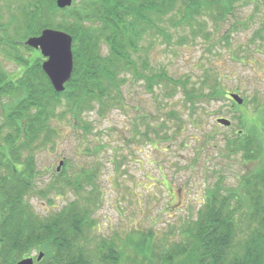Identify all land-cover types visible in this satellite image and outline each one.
I'll return each mask as SVG.
<instances>
[{
  "label": "trees",
  "instance_id": "obj_1",
  "mask_svg": "<svg viewBox=\"0 0 264 264\" xmlns=\"http://www.w3.org/2000/svg\"><path fill=\"white\" fill-rule=\"evenodd\" d=\"M79 1L60 9L56 0H24L20 15L0 23L6 31L0 39H6L7 44L4 46L0 40L1 52L13 59L18 69L12 74L0 63V264H14L34 249L45 251L35 264H119L128 257L134 264H264L261 131H242L228 139L225 150L229 155L240 153L243 160L257 161L259 168L243 174L235 187L219 174L196 219L182 225L177 240H156L152 233L148 237H128L125 242L98 236L90 202L101 189L96 185L87 189L83 183L95 184L97 172L93 166L82 169L74 179L64 176V169L49 179L48 186L59 193L69 185L76 193L84 191V201L76 198L58 210L40 215L27 200L40 174L36 149L47 145L57 133L51 124L53 119L60 114L69 115L84 133L90 132L93 126L85 114L96 109L104 115L111 107L122 105L129 71L134 79L145 80L149 90L163 80L180 85L192 103L197 93L206 99L226 95L217 75L213 83L197 87L162 70L146 72L153 41L144 47L142 41L155 34L171 40L170 27L176 30L188 26L194 36L229 43L228 30L223 36L213 37L207 28L209 21L215 29L227 21L231 28H238L249 20L241 18L243 5L264 4V0ZM62 13L60 20L54 19ZM16 19L24 21L25 26L20 28L19 24L11 31L9 26ZM44 27L62 29L73 36L74 70L62 92L53 88L42 69L41 56L32 62L16 43V39L25 41L28 36L39 34ZM253 33L254 40L260 39L258 50L264 53V20ZM142 48L147 56L140 53ZM26 49L32 51L28 45ZM63 101H67V109L58 112ZM168 115L181 120L175 111ZM63 164L68 165L69 160ZM124 243L131 247V256L124 251Z\"/></svg>",
  "mask_w": 264,
  "mask_h": 264
},
{
  "label": "rangeland",
  "instance_id": "obj_2",
  "mask_svg": "<svg viewBox=\"0 0 264 264\" xmlns=\"http://www.w3.org/2000/svg\"><path fill=\"white\" fill-rule=\"evenodd\" d=\"M23 1L0 0V23L20 15ZM77 2L80 1L73 0L74 4ZM240 10L241 18L249 20L238 28H231L229 21L217 29L212 21L208 23L213 37L223 36L228 30L229 43L194 36L188 26L176 30L170 27L171 40L155 34L142 41L143 47L151 46L153 41L146 72L162 70L186 81L188 86L197 87L213 83L217 75L226 95L206 99L197 93L192 103L180 85L163 80L149 90L145 80L134 79L129 71L122 105L111 107L104 115L96 109L85 114L93 126L90 132L84 133L69 115L54 118L51 124L57 133L47 145L36 149L40 174L35 190L27 197L35 211L46 215L73 199L84 201V191L76 193L69 185L59 193L48 186L49 179L62 169L64 176L74 179L82 169L93 166L97 172L95 184L83 183L87 189L94 185L101 189L94 202H90L98 236L125 242L128 237H148L152 233L156 240L172 241L178 239L185 222L196 219L219 174L235 187L243 174L255 172L259 168L257 161L243 160L240 153L229 155L225 150L228 139L242 131L264 134V53L257 47L260 39L253 37V31L264 20V4L256 7L248 3ZM60 16L63 13L54 19L60 20ZM19 24L20 28L25 26L24 21L16 19L9 29L12 31ZM4 27L0 25V37L5 35ZM0 40L7 45L6 39ZM1 41L0 63L15 74L16 63L1 52ZM25 42L16 39L27 59L35 63L37 57L44 58L36 49L27 51ZM144 51L142 48L140 53L145 56ZM231 92L240 94L244 102L236 103L229 95ZM63 109H67V101H63L58 112ZM171 111L178 113L181 122L171 115L169 118ZM219 117L230 119L231 125L219 124ZM66 159L69 164L58 170L60 161ZM123 247L128 256L133 254L127 244ZM40 252L45 255L44 250L34 249L26 256L36 259ZM119 264L134 261L128 257Z\"/></svg>",
  "mask_w": 264,
  "mask_h": 264
},
{
  "label": "water",
  "instance_id": "obj_3",
  "mask_svg": "<svg viewBox=\"0 0 264 264\" xmlns=\"http://www.w3.org/2000/svg\"><path fill=\"white\" fill-rule=\"evenodd\" d=\"M73 0H56L58 8L63 9L71 6ZM28 46L40 50V53L45 58L42 62V68L48 76L53 88L57 92H62L66 88V83L71 79L74 70L73 57V36L64 30L46 27L42 29L39 35H31L25 42ZM230 97L238 104H242L244 99L240 94L231 92ZM217 122L224 126H230L231 120L226 117L217 118ZM63 160L60 161L58 170L63 165ZM44 253L40 252L35 259L33 256H26L15 264H35L43 258Z\"/></svg>",
  "mask_w": 264,
  "mask_h": 264
},
{
  "label": "flooded vegetation",
  "instance_id": "obj_4",
  "mask_svg": "<svg viewBox=\"0 0 264 264\" xmlns=\"http://www.w3.org/2000/svg\"><path fill=\"white\" fill-rule=\"evenodd\" d=\"M32 35H34V34H32Z\"/></svg>",
  "mask_w": 264,
  "mask_h": 264
}]
</instances>
